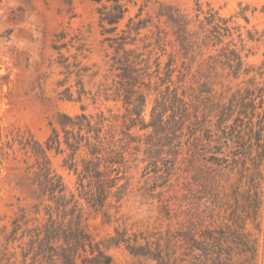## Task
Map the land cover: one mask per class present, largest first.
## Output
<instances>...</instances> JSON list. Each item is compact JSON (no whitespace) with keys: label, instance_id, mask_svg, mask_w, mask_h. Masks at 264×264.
Returning <instances> with one entry per match:
<instances>
[{"label":"trees","instance_id":"16d2710c","mask_svg":"<svg viewBox=\"0 0 264 264\" xmlns=\"http://www.w3.org/2000/svg\"><path fill=\"white\" fill-rule=\"evenodd\" d=\"M91 1L101 3L103 0ZM106 1L111 6L104 5L100 9V22L105 42L114 51L110 68L114 82L102 85L97 95L122 102L126 112L122 116L112 114L111 110L109 115L105 112L89 115L83 109L75 116L59 114L57 125L44 144L31 133L15 138L20 149L35 160L27 171H33L31 183L39 202L36 206L47 204L48 219L30 228L25 216L20 215L13 220L9 235L7 227L0 230L5 238V248L0 249V264L10 263L7 251L15 243L22 251L23 264H27L30 257L31 264H113L108 250L122 244L133 257L158 264H256L257 241L246 230V224L257 221L263 205L264 86L253 78L236 90L223 83L215 84L224 82V78H247L253 71L246 64L241 35L240 47L234 39L226 42L237 29L231 28L229 21L214 10L203 12L199 3L194 19L178 9L161 11L158 15L165 18L172 29L182 64L177 66L172 56L162 68L158 57L152 71V52L143 58L138 47L128 48L135 45L141 31L148 27V21L140 19L138 14L129 20V31L117 34L129 8L125 0ZM160 41L159 37L158 44ZM65 46L55 45L54 49L61 51ZM83 47L77 50L80 52ZM84 71L87 73L89 68ZM175 82H196L198 87L190 86V93ZM78 85L82 87L78 99L81 101L86 93L83 82ZM218 85L221 91L216 89ZM163 86H166L165 92L161 91ZM151 91L160 96L147 122L145 112ZM62 94L73 100L71 88ZM150 129L152 133L147 139L135 133ZM154 139H158L157 144ZM162 140L166 144H161ZM165 147L170 150L165 151ZM142 148L144 162L175 155V148L178 150L175 158L185 155L197 175L211 184L210 195L214 200L210 220L207 222L194 212L187 226L168 232L165 246L158 242L155 249L149 242L142 246L137 237L133 239L118 229L115 236L97 241L89 231L79 200L69 194L63 179L52 168L49 153L69 151L65 167L77 176L80 196L90 208L100 212L111 197L117 204L123 200L129 180L124 185L120 183L125 180L128 163ZM235 175L240 176L241 182L243 178L246 180L248 189L237 191L234 185L229 187L234 192L236 207L233 209L227 199L230 195L224 196V203L219 202V189L222 184L229 185ZM15 256L16 253L12 254Z\"/></svg>","mask_w":264,"mask_h":264},{"label":"rangeland","instance_id":"374dc122","mask_svg":"<svg viewBox=\"0 0 264 264\" xmlns=\"http://www.w3.org/2000/svg\"><path fill=\"white\" fill-rule=\"evenodd\" d=\"M198 3L203 12L212 9L219 17L229 21L231 28L237 29L226 42L234 39V43L240 47L241 35L245 44L243 55L246 64L253 69L247 78H224V82L215 84L223 83L236 90L245 86L244 81L253 78L264 86V0H125L129 12L119 24L117 34H122L123 30L129 31V20L140 14V19L148 21V27L141 31L135 45L128 48L138 47L139 53L144 54L143 58L149 57L152 52V71L158 57L162 68L172 56L176 59V65L180 66L182 59L172 29L166 19L158 14L161 11L169 12L171 8L194 19L198 14ZM104 5L111 6L106 0L101 3L91 0H0V230L7 227L8 235L12 231L13 220L20 215L25 216L30 228L48 219L47 204L36 206L39 202L34 197L31 183L33 171H27L35 160L20 149L19 144L14 142L15 138L19 134L31 133L44 144L53 126L57 125L59 114L75 116L83 109L89 115L100 112L109 115L111 110L112 114L122 116L126 112L122 102L106 100L104 96L97 95L102 85H112L114 82L110 71L114 51L105 42L106 36L102 34L100 22V9ZM159 37L161 41L158 44ZM64 44L66 46L61 51L54 49L55 45ZM81 45L84 47L79 52L77 48ZM65 66L70 68L66 69ZM85 68H89L87 73ZM177 75L173 77L174 81ZM78 82H83L86 93L81 101L78 99L82 87ZM180 85L187 90L190 86L198 87L196 82ZM69 88L73 94L72 101L62 94ZM165 88L163 86L161 91L165 92ZM216 89L221 91L222 88L218 85ZM159 96L154 91L148 96L147 122L151 120V111ZM135 133L147 139L152 129L146 132L137 130ZM154 143L157 144L158 139H154ZM161 144L166 142L162 140ZM165 148L167 152L170 150L169 147ZM177 152L175 148V155H163L144 162L142 148L128 163L125 180L120 183L124 185L129 180L123 200L117 204L116 199L111 197L100 212L90 208L80 196L77 176L65 167L64 161L69 151L65 154L51 151L49 158L69 194H74L79 200L88 219L89 231L97 241L115 236L118 229L133 239L137 237L142 246L149 242L155 249L158 242L165 246L168 232L187 226L194 212H198V217L205 218L207 222L210 220L211 201L214 200V196L210 195L211 184L197 175L185 160V155L175 158ZM136 158L138 160L134 161ZM262 174L263 205L257 221L246 224V230L257 241L256 264H264V167ZM246 184L244 178L241 182L240 176H233L229 185H221L219 202L224 203V196L230 195L227 199L235 209L234 192L229 187L234 185L235 190L243 191L248 189ZM4 248L5 238L0 234V249ZM21 252L18 243L10 245L7 251L9 264H23ZM14 253L16 256L12 257ZM108 254L113 258V264H158L157 261L133 257L124 244L111 247ZM31 263L30 257L27 264Z\"/></svg>","mask_w":264,"mask_h":264}]
</instances>
